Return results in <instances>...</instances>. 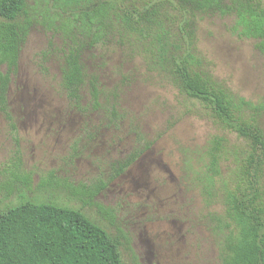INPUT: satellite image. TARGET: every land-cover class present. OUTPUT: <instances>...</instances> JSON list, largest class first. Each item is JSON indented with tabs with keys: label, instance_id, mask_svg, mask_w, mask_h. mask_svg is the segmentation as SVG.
Instances as JSON below:
<instances>
[{
	"label": "trees",
	"instance_id": "16d2710c",
	"mask_svg": "<svg viewBox=\"0 0 264 264\" xmlns=\"http://www.w3.org/2000/svg\"><path fill=\"white\" fill-rule=\"evenodd\" d=\"M211 16L229 19L233 34L253 41L264 57L261 0H0V114L17 148L8 90L34 26L62 43L60 88L73 108L103 111L111 122L119 116L117 105L88 72L85 56L96 50L123 54L127 46L126 52L198 104L216 130L199 162L188 163L186 171L205 208L213 210L205 221L220 264H264V100L252 103L230 93L203 69L197 31ZM49 49L53 52L52 44ZM149 147L119 162L116 175ZM105 187L99 183L75 192L94 197ZM56 188L53 175L33 184L18 149L2 166L0 196L19 201L0 211V264H124L121 236L78 210L27 196ZM132 264H138L135 256Z\"/></svg>",
	"mask_w": 264,
	"mask_h": 264
},
{
	"label": "rangeland",
	"instance_id": "374dc122",
	"mask_svg": "<svg viewBox=\"0 0 264 264\" xmlns=\"http://www.w3.org/2000/svg\"><path fill=\"white\" fill-rule=\"evenodd\" d=\"M61 45L34 26L22 46L8 90L17 148L0 114V170L18 149L34 185L53 175L56 190L27 196L78 210L121 236L124 264H132V256L138 264H220L205 221L213 210L205 208L186 171L216 133L200 106L123 46V54L96 50L85 56L88 72L113 97L117 120L103 111H77L60 88ZM197 55L230 93L252 103L264 100V57L253 41L233 34L229 19L201 20ZM146 144L149 149L117 176V164ZM99 183L106 187L96 196L76 195ZM18 201L0 196V211Z\"/></svg>",
	"mask_w": 264,
	"mask_h": 264
}]
</instances>
